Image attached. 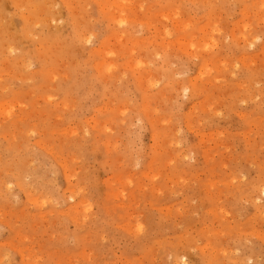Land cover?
<instances>
[{"label":"rangeland","instance_id":"1","mask_svg":"<svg viewBox=\"0 0 264 264\" xmlns=\"http://www.w3.org/2000/svg\"><path fill=\"white\" fill-rule=\"evenodd\" d=\"M0 264H264V0H0Z\"/></svg>","mask_w":264,"mask_h":264},{"label":"bare ground","instance_id":"2","mask_svg":"<svg viewBox=\"0 0 264 264\" xmlns=\"http://www.w3.org/2000/svg\"><path fill=\"white\" fill-rule=\"evenodd\" d=\"M141 2V1H140ZM206 3V2H205ZM119 4V3H118ZM123 4V3H122ZM113 5V4H112ZM115 6H117V5H115ZM111 7V6H110ZM117 7H119V6H117ZM121 7V6H120ZM119 9H122V8H119ZM116 11V10H115ZM123 11V10H122ZM46 12V11H45ZM118 12H119V10H118ZM120 13V12H119ZM132 13V12H131ZM45 14V13H44ZM124 14V13H123ZM114 16V15H113ZM117 16V15H116ZM120 17V16H119ZM124 17V16H123ZM115 18H117V17H115ZM114 20V19H113ZM116 20V19H115ZM115 20H114V22H115ZM123 20V19H122ZM216 20H218V19H216ZM119 21H121V19L119 20ZM119 21L117 22V23H119ZM124 22V21H123ZM120 24H122L121 22L119 23V27H120ZM124 24H125V22H124ZM116 25V24H115ZM123 26V25H122ZM254 29V28H253ZM246 33V32H245ZM233 36H235V35H233ZM245 38V37H244ZM91 39V38H90ZM85 40H87V39H85ZM251 43V42H250ZM223 45V44H222ZM251 45V44H250ZM115 49V48H114ZM132 51V50H131ZM93 52V51H92ZM159 59V58H158ZM142 63V62H141ZM110 64V63H109ZM103 65V64H102ZM105 69V68H104ZM111 70V69H110ZM236 70V69H235ZM112 71V70H111ZM139 74V73H138ZM142 75V74H141ZM147 76V75H146ZM183 76V75H182ZM157 77V76H156ZM146 78V77H145ZM120 81V80H119ZM139 82V81H138ZM137 82V83H138ZM142 87V86H141ZM184 90V89H183ZM184 91H187V90H184ZM184 93V92H183ZM135 105V104H134ZM144 105V104H143ZM155 116V115H154ZM150 117V116H149ZM118 120V119H117ZM106 139V138H105ZM116 151V150H115ZM221 152V151H220ZM72 159V158H71ZM212 186V185H211ZM164 191V190H163ZM161 194V193H160ZM70 199V198H69ZM165 208V207H164ZM102 236V235H101ZM246 244V243H245Z\"/></svg>","mask_w":264,"mask_h":264}]
</instances>
